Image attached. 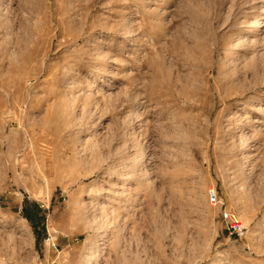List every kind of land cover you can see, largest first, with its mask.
Instances as JSON below:
<instances>
[{
    "label": "rangeland",
    "instance_id": "obj_1",
    "mask_svg": "<svg viewBox=\"0 0 264 264\" xmlns=\"http://www.w3.org/2000/svg\"><path fill=\"white\" fill-rule=\"evenodd\" d=\"M88 256L264 264V0H0V264Z\"/></svg>",
    "mask_w": 264,
    "mask_h": 264
},
{
    "label": "built area",
    "instance_id": "obj_2",
    "mask_svg": "<svg viewBox=\"0 0 264 264\" xmlns=\"http://www.w3.org/2000/svg\"><path fill=\"white\" fill-rule=\"evenodd\" d=\"M209 199L211 204L213 205H217L220 200H219V195L218 192L216 191V189H212L209 193ZM224 217L230 221L231 226L233 227V233L236 232L240 235L243 234V224L241 222V220L234 214H230L229 212H225L224 213Z\"/></svg>",
    "mask_w": 264,
    "mask_h": 264
},
{
    "label": "bare ground",
    "instance_id": "obj_3",
    "mask_svg": "<svg viewBox=\"0 0 264 264\" xmlns=\"http://www.w3.org/2000/svg\"><path fill=\"white\" fill-rule=\"evenodd\" d=\"M127 177V176H126ZM130 177V176H128ZM132 177V176H131ZM130 182V181H129ZM92 259H93V256H88L87 257V264H92Z\"/></svg>",
    "mask_w": 264,
    "mask_h": 264
}]
</instances>
